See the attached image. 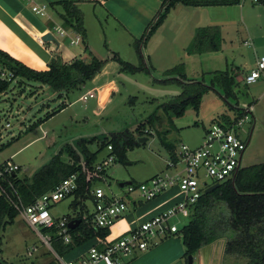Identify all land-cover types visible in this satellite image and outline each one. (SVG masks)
<instances>
[{
    "label": "rangeland",
    "instance_id": "obj_1",
    "mask_svg": "<svg viewBox=\"0 0 264 264\" xmlns=\"http://www.w3.org/2000/svg\"><path fill=\"white\" fill-rule=\"evenodd\" d=\"M247 3L250 7L263 8L262 4L252 5L253 0H247ZM213 9L216 8H194L180 4L172 13L171 22L164 26L158 35L153 36L148 46L142 44V55L136 48L137 41L131 45L120 42L115 30L108 28L105 21L101 27L99 21H94L91 13L86 14L88 45L94 55L104 60L118 56L134 66L145 63L149 70L133 75L119 73L116 68L109 69L108 81L117 83L120 89L112 102L101 111L98 106L99 91L95 89L92 81L69 93H62L61 97L49 86L42 89L33 82L24 81L28 86L26 91L21 92L20 85L12 84L7 93L0 95V163L12 159V163L20 167L21 176L25 173L32 176L63 148L71 146L81 152V143H86L88 148L95 152L101 146L100 140L110 139L112 134L127 128L135 131L156 113L161 122H157L154 129L145 126L147 132L144 133L143 130L144 135L135 132L138 142L141 138H147V141L143 144L139 142V146L127 151L126 163L114 155L115 164L106 170L104 182L97 184L108 196L118 195L116 197L120 198V193H126V187L121 188L120 184L129 181L143 183L151 177L168 172L170 153L164 146V141L176 146L183 143L191 148H199L212 125H227L225 117L238 118L244 111H250L253 105H257L255 112L253 108L252 110L258 121L254 128L252 124L244 126L248 132L253 129V135L243 158V165L249 167L264 163V100L258 104L259 96L264 94V77L253 85L245 83L246 76L255 68L257 57L264 55V11L259 10L260 17L253 16L257 26L247 31L239 19L238 12L231 11L232 24H227L230 19H227L224 11ZM209 23L212 25L208 26ZM216 25L221 29V39L216 41L220 51L189 55L197 31ZM193 29H197L196 32ZM56 36L58 42L63 44L64 57H88V54L84 53L87 48L85 43L71 47L68 40ZM174 68L179 69L174 78L180 80V83L177 79L172 84L162 83L161 81L169 78L166 72ZM224 73L231 76H236L237 73L241 75L233 87L236 98L225 99L220 88L209 89L201 100L198 112L193 106H189L185 115L174 118L170 126L169 117L160 106L183 94L182 83L203 82L209 86L213 79ZM90 93L94 94V98L89 97ZM63 103L68 105L67 108L45 120L40 127L30 130L32 125L44 119L48 113L58 110ZM7 124H10L9 128ZM166 131H170L167 136L158 134ZM16 136L17 139H13ZM242 137L246 140L248 135L243 133ZM107 155L109 151L105 148L95 166ZM83 159L81 155V161ZM62 160L70 162L69 154L64 153ZM74 199L61 201L54 207V212L61 216L71 214ZM190 220V217L182 213L172 218L170 223H175L182 229ZM14 221V225V222L8 223L0 229V234H5L3 247L0 249V263L33 264L36 261V253L33 257H29L27 253L32 251V240L37 239L36 234L39 233L26 225L19 214ZM39 231L42 232V229ZM39 243L40 241L37 245ZM225 264H235V259L225 258Z\"/></svg>",
    "mask_w": 264,
    "mask_h": 264
},
{
    "label": "trees",
    "instance_id": "obj_2",
    "mask_svg": "<svg viewBox=\"0 0 264 264\" xmlns=\"http://www.w3.org/2000/svg\"><path fill=\"white\" fill-rule=\"evenodd\" d=\"M59 4L64 7V11L58 13L63 26L74 33L81 34L85 40L86 30L83 14L77 0H68ZM179 4L194 8L230 7L240 4V0H166L157 18L151 23L144 36L137 41L136 48L139 49V54L142 55V44H146L164 24L172 9ZM211 32L214 34H210ZM220 32L218 27L198 30L188 54H200L205 51L219 52L221 48L216 41L221 39ZM0 61L4 62L21 79L20 84L28 81L49 86L60 97L62 93H69L92 81L107 64V60L98 59L90 54L87 58L75 57L70 61H64L60 52H54L49 69L39 72L17 62L1 50ZM113 61L119 64L121 73L135 75L149 70L145 63L134 66L118 56H114ZM178 71V68L167 71L166 76L169 78L161 82L164 84L174 83L177 79L174 78V75ZM177 81L180 83V80L177 79ZM236 82L237 76L224 73L213 79L209 86L203 82L182 83L184 86L183 94L170 100L168 104L161 105L160 109H163L168 115L170 126H172L173 119L183 117L189 106H193L198 112L201 100L209 89L220 88L224 92L225 99L236 98L233 88ZM10 86V83H1L0 95L7 93ZM66 107L67 105L63 103L58 110L48 113L44 119H40L32 125L30 130L38 128L45 120L54 117ZM225 118L229 124L231 119ZM157 122L160 123L161 120L154 113L145 121L146 124H140L135 131L127 128L122 132L112 134L110 139L100 140L101 146L95 152H92L88 148V144L84 142V144L81 143V152L67 146L48 164L35 171L32 176L26 173L21 176V169L19 168L17 172L7 177L14 189L9 186L8 182H4L9 197L0 194V229L8 223H13L18 216V212L10 200L16 199L15 192L23 204L29 206L36 203L43 195L53 191L63 180L77 175L79 188L68 199L75 197L83 201L91 200L93 198L91 194L93 186L103 182L107 175L106 170L102 173L95 172L94 166L100 153L105 148L108 149L109 146H112L113 155H116L121 162L126 163L127 151L140 145L135 138V132L143 134V130L144 133L147 132L145 126L154 129ZM169 132L158 134L167 136ZM94 141L97 142L98 140ZM90 143L92 144V142ZM163 144L170 153V159L174 160L175 145L166 141ZM64 153L69 154L70 162L62 160ZM81 155L84 157L83 161H81ZM190 218L189 224L179 232L185 245L187 261L189 256L196 257L207 247L226 240L225 258L235 259V264H264V163L246 167L239 172L235 180L221 184L218 189L211 193H204L194 207ZM67 219L69 222L82 221L76 229L69 230L72 237L70 244L64 243L63 238L57 233L58 229L43 230L45 235H50L52 249L58 256L63 258L82 245L95 240L103 241L100 249L106 246L105 239L109 236L110 229L97 228L93 222L94 214L81 213L76 216H68ZM95 245L97 244L93 246Z\"/></svg>",
    "mask_w": 264,
    "mask_h": 264
},
{
    "label": "built area",
    "instance_id": "obj_3",
    "mask_svg": "<svg viewBox=\"0 0 264 264\" xmlns=\"http://www.w3.org/2000/svg\"><path fill=\"white\" fill-rule=\"evenodd\" d=\"M25 1L32 4L31 11L35 16L50 18L48 6L34 4L33 0ZM49 33L55 39L54 42L48 43L54 46L53 53L61 51L63 47L56 35L63 40H68L71 47L84 43L81 34L62 26H55ZM262 77H264V56L257 60L256 67L246 76L245 83L247 85L256 84ZM19 79L4 62L0 61V84L17 85ZM89 97L94 98V94L90 93ZM82 99L85 100V98ZM249 110L244 111V114L238 118L231 119L227 125L219 123L212 125L199 148H191L183 143L175 145V159L169 160L168 172L156 175L146 182H133L126 186L125 197L138 194L144 201L151 202L168 190L177 189L181 196L180 201L142 222L120 238L106 243L104 248L100 249V245L103 244L100 240L99 244L93 246L79 261L64 264H98L100 262L120 264L123 260H130L139 252L157 245L163 238L177 234L179 228L176 224L170 223L172 218L182 213L191 217L194 207L208 188L215 184L221 185L229 180H235L239 172L245 168L243 158L250 144L252 130L246 131L244 126L254 122L253 110L252 108ZM7 127L9 128L10 124H7ZM243 133L248 135L246 140L242 137ZM107 150L109 155L95 166L96 173H102L116 162L112 146H109ZM19 168L12 161L0 165V194L8 196L4 182H8L9 186L14 189L7 177L17 172ZM78 188V177L73 175L63 180L53 191L43 195L32 205H24L16 192V199L10 200L18 214L29 227L39 233L46 245L50 246L51 237L45 235L43 230L54 228L58 229L57 233L63 238L64 243L70 244L72 242L69 233L70 222L67 217L56 219L51 210L61 201L68 199ZM91 194L95 200L93 222L97 228L111 230L129 211L125 197L108 196L97 184L93 186ZM39 229H42V232ZM37 251L38 249L34 247L31 252H28V256L32 257Z\"/></svg>",
    "mask_w": 264,
    "mask_h": 264
},
{
    "label": "crops",
    "instance_id": "obj_4",
    "mask_svg": "<svg viewBox=\"0 0 264 264\" xmlns=\"http://www.w3.org/2000/svg\"><path fill=\"white\" fill-rule=\"evenodd\" d=\"M33 1L34 4L49 7V19L39 18L35 16L31 11L32 4L26 2L25 0H0V50L7 53L17 62L25 65L26 67L35 71L44 72L49 69V64L54 54L52 51L55 50V48L52 44L43 43L42 39L50 34L49 31L55 26L64 27L62 21L58 17V13H62L64 11V7L59 3L68 0ZM165 1L166 0H77V4L83 14L84 27L86 30V38L84 40V43L87 45V48L84 52L85 55L90 54L97 57L93 54L92 48H90L88 45L89 32L85 21L86 14L91 13L94 17V21H99L101 27L102 22L105 21L106 25L109 26L108 28L115 30V34L120 42H125L126 44L131 45L132 43H134V41H139L144 36L151 23L159 15L162 5ZM253 1L254 3L252 5H255L257 3L262 4L263 8H255V6L250 7L247 3V0H240V4L230 7L207 8H216L220 9V11H224L227 19H230V22H228L227 24H232V12H238L241 23L244 24L246 30L249 31L251 30V28L257 26L256 19H252L253 16L260 17L261 14L259 13V10L264 11V0ZM177 6L172 9L163 26H161L154 35H158L162 28L171 22L173 18L172 13L177 8ZM216 9H213V11H216ZM253 21H255V23ZM210 25H212V23H209L208 26ZM215 27L218 26L216 25ZM196 30L193 29L194 32H196ZM153 36L146 42L144 46H148V44L151 43ZM57 52L61 53L64 61H70L73 59L71 57H64L63 49ZM149 57L151 58L150 55ZM97 58L101 59L99 57ZM258 59L259 57H257L256 62ZM112 68H116V71L118 70V72L121 73L119 64L113 61V57L111 56L107 60V64L103 68V70L92 80L93 86H95V89L99 91L100 101L98 106L100 111L104 110L112 102L115 95L119 92L120 89L117 83L108 81L107 79L108 71ZM236 76L238 80H240L241 75L237 73ZM33 84H37L39 88H44V86L39 83ZM17 85H20L21 92L26 91L25 89L28 86L27 83L20 84V81H18ZM30 85L32 86V84ZM261 96H259L258 104L261 100H264V94ZM256 106L257 105L252 106L254 112ZM257 121L258 120L256 119V116L254 114V122L252 124L253 128L255 127ZM13 139H17V136ZM10 160L12 161V159ZM2 164L4 163H0V165ZM119 195L120 197H125V191H123ZM114 196L116 197L118 195H113V197ZM125 199H127L126 201L128 202L129 211L113 226V228H111L110 234L106 238L105 243H109L120 238L142 222L148 220L149 218L162 211L169 209L172 205L181 200V196H179V191L177 189H171L151 202L144 201L138 194L126 196ZM54 207L52 208L51 213L58 220L68 216H76L81 213H90L91 215H93L95 209V200L94 198H92L91 200L83 201L79 198H75L73 203L71 204L70 211L72 213L67 215L64 214L62 216L59 214L57 215L54 212ZM187 217L189 218V216ZM14 224L15 221L13 225ZM26 225L28 224L26 223ZM181 230L182 229H179V232ZM179 232L177 234L163 238L157 245L150 247L146 251L139 252L130 260H123L120 264H188V261L185 257V245ZM4 235L5 234H0V249L3 247L2 241L3 239H5ZM36 235L37 239L32 240V246L33 248H37L38 251L36 252V261L33 264H50L52 262H54L55 264H64L70 261L79 260L89 252L90 248L94 244H99L98 240L91 241L87 244L82 245L81 247L77 248L76 250L62 258L58 256L52 249L51 244L50 246L46 245L39 234ZM38 241H40L39 245H37ZM100 246L102 247V244ZM220 247L217 246L216 248L209 250L207 252V255H209L210 252L211 255L214 252H219ZM203 251L204 250H202L196 257H194V264H205ZM207 259L208 263L211 264L210 258H208V256ZM223 262L225 264V257H223ZM98 264L105 263L100 262Z\"/></svg>",
    "mask_w": 264,
    "mask_h": 264
},
{
    "label": "water",
    "instance_id": "obj_5",
    "mask_svg": "<svg viewBox=\"0 0 264 264\" xmlns=\"http://www.w3.org/2000/svg\"><path fill=\"white\" fill-rule=\"evenodd\" d=\"M54 37L51 35V34H48L47 36H45L43 39H42V41L44 42V43H51V42H54ZM147 141V138H141V139H139V142L141 143V144H143V143H145ZM133 182H131V181H129V182H125V183H122V184H120V187H126V186H129V185H131ZM220 187V185L219 184H215V185H213V186H211L210 188H208L206 191H205V193L206 194H208V193H211L212 191H214V190H216V189H218ZM81 220H74V221H71L70 223H69V228L71 229V230H74V229H76L80 224H81ZM225 243H226V240H224L223 242H221V243H215V244H213L212 246H210V247H208V248H206V249H204V251H203V255H204V259H205V264H209L208 263V259H207V252L209 251V250H211V249H214V248H216L217 246H221L220 247V251H219V255H220V264H222V262H223V257H224V251H225ZM1 264V263H0ZM188 264H194V257L193 256H189L188 257Z\"/></svg>",
    "mask_w": 264,
    "mask_h": 264
},
{
    "label": "flooded vegetation",
    "instance_id": "obj_6",
    "mask_svg": "<svg viewBox=\"0 0 264 264\" xmlns=\"http://www.w3.org/2000/svg\"><path fill=\"white\" fill-rule=\"evenodd\" d=\"M208 258H210V263L211 264H220V255H219V252H214L212 255H211V252L209 253V255H207ZM224 264V262H223Z\"/></svg>",
    "mask_w": 264,
    "mask_h": 264
}]
</instances>
